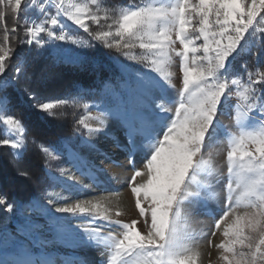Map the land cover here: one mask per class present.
I'll use <instances>...</instances> for the list:
<instances>
[{"label": "snow or ice", "instance_id": "snow-or-ice-1", "mask_svg": "<svg viewBox=\"0 0 264 264\" xmlns=\"http://www.w3.org/2000/svg\"><path fill=\"white\" fill-rule=\"evenodd\" d=\"M9 15L13 17L10 29L6 24ZM21 18L25 21L21 43L34 45L37 55L46 49L63 50L65 45L74 46V50L87 49L97 42L153 74L151 79L142 72L129 77L142 92L146 110L155 105L166 117L174 105L170 121L141 118L127 128L132 148L151 153L144 170H136L131 178L135 206L146 225L150 213L149 230L139 231L137 220L125 223L113 219V215H122L118 203L101 197L65 202L55 209L56 213L67 214L63 217L49 209L56 234L66 237L74 233L80 243L103 248L106 264H198L201 254L182 205L206 207L207 200L217 198L212 185L205 182L217 170L212 154L206 157L204 150L223 136L227 210L215 220L217 229L226 222L225 239L216 245L222 250L219 259L223 264H264V68L259 66L264 56V0H130L127 5L111 6L106 0H0V75L6 73L8 61L16 53L12 41L17 39L14 34ZM81 30L90 40L78 38ZM257 43L261 47L254 70L246 64L241 65L243 73L231 67L237 55L250 54L251 46ZM177 58L181 86L174 100L167 90L176 87V73L171 69ZM27 63V55L17 58V76ZM78 95L37 103L35 107L54 115L60 107L80 106ZM82 107L87 110L89 106ZM7 112V104L0 102V146L18 150L19 154L26 146V129L20 119ZM225 112L236 131H227L221 122ZM157 123L162 136L159 131L153 134ZM76 125L77 131L89 135L106 133L107 129L103 113L93 116L87 112ZM41 150L49 159L56 158L54 149L41 145ZM73 159L81 173L95 182L94 162L78 154ZM143 176L147 177L143 182L135 183ZM69 183L75 186L74 181ZM142 200L149 202L148 207L142 206ZM4 205L5 211H13L14 205L0 197V207ZM240 208L248 211L241 213ZM73 217L91 219L81 232L71 226ZM109 225L121 231H105ZM0 264L6 262L0 260Z\"/></svg>", "mask_w": 264, "mask_h": 264}, {"label": "rangeland", "instance_id": "rangeland-1", "mask_svg": "<svg viewBox=\"0 0 264 264\" xmlns=\"http://www.w3.org/2000/svg\"><path fill=\"white\" fill-rule=\"evenodd\" d=\"M129 2L130 0L123 2L106 0L109 6L127 5ZM24 22L23 19V24ZM92 28L93 31L96 30L94 25ZM78 38L87 40L90 37L81 30ZM0 40L2 39L0 38ZM200 42L202 43V40ZM97 45L100 51L104 53L106 61L98 57L92 62L102 63L107 74L100 83L97 82L99 85L76 89L79 94L76 99L78 103L79 100L85 99V103L83 101V104L80 105L81 108L84 104L89 106L87 110L83 108L85 110L83 115H86L87 112H90L93 116L104 114L107 123L106 133L89 135L85 131V134L79 138H72L70 141L63 140L60 143L48 146L49 149L55 150L54 155L56 158H48L47 175L50 184L47 191L35 196L26 204H13L14 208L11 212L5 211L6 205L0 207V260L5 261L6 264H23L26 261H30L31 264H37V262L46 264L49 261L52 264H69L71 261H79L80 264H106V254L103 248L80 243L79 237L74 233L66 237L58 236L52 228L49 209L56 216H67V214L55 212V209L63 206L65 202L73 203L76 200L110 197L114 205L118 203L122 212L120 217L113 215V219H120L125 223L137 220L139 231L146 233L149 230L150 213L147 214L148 224L146 225L145 217L139 215V210L135 206L136 197L131 192L133 183L131 178L136 170H144L146 160L151 153H146L143 148H132L128 142L127 128L129 123L138 124L141 118L156 120L159 123H163L165 118L170 121L171 116L174 114V105L172 106L173 112L168 113L166 117L164 114L159 113L155 105L146 110V102L143 99L142 92L135 86V81L129 77L130 74L134 75L137 72H142L148 74L146 79H151L153 74L150 70L136 61L124 57L115 50L103 48L99 43ZM30 47L28 45L27 52ZM177 47H179L178 43ZM44 51L49 52L56 63L59 59L61 61L74 60L76 63L89 59L85 50H74V46L70 45H65L63 50L46 49ZM101 52L98 54L99 56H101ZM178 64L179 59L177 58L171 69L176 73L173 78L176 87L167 90V95L174 100L178 99V89L181 86V74ZM231 67L240 72L233 62ZM15 68L16 66L12 68L7 79H5L7 71L5 74L0 75V90L3 84L14 80ZM0 102L6 103L9 110L8 99L1 93ZM232 102L235 103V100L233 99ZM155 103H160V100L157 99ZM109 112L113 115L108 116L107 113ZM220 120L227 131H236L233 120L227 112L220 116ZM93 123L95 124V121ZM159 123H157L153 132L154 135L159 131ZM159 135H163L162 131H159ZM223 141L224 137L221 136L204 150L206 157L209 153L212 154L217 170L215 175L205 182L212 185L211 190L217 193V198L207 200L206 207L189 203L182 205L189 230L195 237V246L201 254L198 264H223L219 259L222 250L218 249L216 245L225 239L223 231L226 222H222L219 229L215 226V220L219 219L223 212L227 210L225 197V185L227 184L226 145ZM117 142L119 146H117ZM11 150L15 157L19 158L25 148L19 150V154H17L18 150ZM74 154L94 162L95 182L81 173L73 159ZM146 178V176L138 177L135 183H141ZM201 179L204 178L201 177ZM70 181H74L75 186H72L69 183ZM69 192H71V198H69ZM148 203V201L142 200V206L148 207ZM238 211L243 213L248 210L240 208ZM90 219V217H73L70 221L71 226L82 232L83 228L89 224ZM230 220L231 217L227 218V222H230ZM108 230L117 233L121 231L115 225H109L105 231ZM213 232H215V235H213Z\"/></svg>", "mask_w": 264, "mask_h": 264}, {"label": "trees", "instance_id": "trees-1", "mask_svg": "<svg viewBox=\"0 0 264 264\" xmlns=\"http://www.w3.org/2000/svg\"><path fill=\"white\" fill-rule=\"evenodd\" d=\"M6 24L9 29L13 26L11 15L6 18ZM19 24L21 26L14 34L17 39L12 41L16 53L8 61L5 79L17 65L18 57L27 55L28 63L19 76L14 71V80L3 84L0 90L8 99L9 114L20 119L26 129V146L19 158L15 157L10 147L0 146V196L11 204H26L35 196L47 191L50 184L47 175L49 159L41 150V145L48 147L85 134V131L76 130V121L85 112L81 106L70 104L55 110L54 115H49L35 105L50 99H66L77 94L76 89L80 87L99 85L107 74L102 63L92 62L98 57L106 61L96 42H93V47L83 49L89 56L87 61L76 63L74 60L59 59L56 63L47 51L37 55L34 45L27 52L28 44L21 43L24 40L23 18L19 20ZM2 35L3 28L0 24L1 39ZM260 47L257 43L251 46L250 54L242 52L237 55L233 64L241 73V65L246 64L252 70L257 67L256 57ZM100 52L101 56L98 55ZM259 66L264 68V56L261 57ZM83 101L85 103V99L79 100V105L83 104Z\"/></svg>", "mask_w": 264, "mask_h": 264}]
</instances>
